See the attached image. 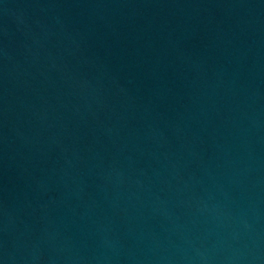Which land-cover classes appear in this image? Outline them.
<instances>
[{"label":"water","instance_id":"water-1","mask_svg":"<svg viewBox=\"0 0 264 264\" xmlns=\"http://www.w3.org/2000/svg\"><path fill=\"white\" fill-rule=\"evenodd\" d=\"M0 264H264V0H0Z\"/></svg>","mask_w":264,"mask_h":264}]
</instances>
